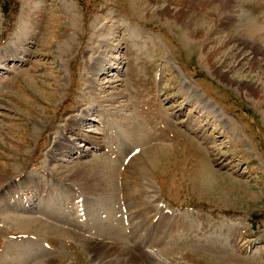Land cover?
<instances>
[{"label":"rangeland","instance_id":"1","mask_svg":"<svg viewBox=\"0 0 264 264\" xmlns=\"http://www.w3.org/2000/svg\"><path fill=\"white\" fill-rule=\"evenodd\" d=\"M173 2L0 0V264H264V57Z\"/></svg>","mask_w":264,"mask_h":264},{"label":"bare ground","instance_id":"2","mask_svg":"<svg viewBox=\"0 0 264 264\" xmlns=\"http://www.w3.org/2000/svg\"><path fill=\"white\" fill-rule=\"evenodd\" d=\"M174 2L172 3V4H182L181 6H182V8H180V9H183V8H187V2H189V5H192V6H194V8L195 9H193V10H187V11H185L184 13H183V15L180 13L181 11L180 10H178L177 11V14L176 15H178V16H183L184 17V19L188 16V17H190V19H192V16L190 15V12H195L196 10L198 11V12H200V19H198V21L197 20H195V22H194V24L191 26V28H190V31L192 32L193 31V33L195 32H198L199 31V29H201L202 27H205L206 25H207V22H209L211 19H212V13H213V11L216 9V8H220L221 7V14L218 16V19H217V21H218V24H219V26L221 27L220 29L222 30V32H224L223 33V35H225L226 34V32L227 31H232L233 30V22L234 23H236L235 22V20H236V13H235V10H234V6H232V4L229 2V1H226L225 0V2H219L218 0H173ZM216 5V6H215ZM166 11V10H165ZM168 12H170L169 10H167ZM166 13V12H165ZM170 16V15H169ZM171 16H173V15H171ZM210 16V17H209ZM174 17V16H173ZM196 17V16H195ZM198 17V16H197ZM199 18V17H198ZM176 19H178V18H176ZM211 22V21H210ZM217 30V29H216ZM220 30V31H221ZM219 33V32H218ZM235 33V32H234ZM228 34V33H227ZM222 35V37L224 38V40H226V44H228V47H227V50L228 51H230V53H229V55L230 56H232L233 58H236V60L237 61H241V65H243V66H250V68H253L254 69V67H256V66H258V62H260L259 61V58L257 59V56L259 57L260 56V60L262 59V56L264 57V55L262 54V51L261 50H257L258 52H257V55H254L253 54V56H246L247 55V53H244V51H243V49L239 46V45H237V43H236V38L233 36V38H231V36L229 35H225V36H223ZM226 38V39H225ZM241 38V37H240ZM242 44V43H241ZM230 46V47H229ZM254 46V45H253ZM243 47V46H242ZM255 47V46H254ZM258 47V46H257ZM256 49V48H255ZM218 50H220V49H218ZM220 53L222 54V52H218L217 50L213 53V55H212V57H208V53L205 55V57H204V59L206 60V63L208 64V65H210V67H212L213 69H214V71H215V73H216V75L217 76H219L220 78H222V80L224 79H227L228 78V76H227V71H225L224 72V69L228 66V64H227V61L229 60V59H231L230 57H227V58H225V60H223V62H221L220 63V65H217V67H216V64H212L211 63V60H212V62H213V59L215 60V58L216 57H218V55H220ZM233 60V59H232ZM263 62V61H262ZM212 65V66H211ZM258 69V68H257ZM261 98H262V100L264 99V95H262V96H260ZM264 101V100H263ZM95 112V111H94ZM91 114H93V112L91 113ZM90 114V115H91ZM78 122V121H77ZM125 123L126 124H123L124 126H126V128L127 129H129L130 128V132L132 133V135H133V132H132V129H131V126L133 125V123L131 122H129V118H126V120H125ZM122 124V123H121ZM78 124L77 123H75L74 124V126H77ZM94 144H98L99 146L101 145L100 144V141L98 140V139H93V141H92ZM59 146V145H58ZM63 147V146H62ZM65 149V148H64ZM88 174V173H87ZM86 178V177H85ZM89 178V177H88ZM100 187H102V185H100ZM152 192V191H151ZM180 215H183V213H180ZM179 216V215H178ZM180 224H182L181 222H180ZM171 225V227L174 229V225H173V223H171L170 224ZM167 226H168V224H167ZM165 227H166V225H165ZM221 237V236H220ZM116 239H118L119 240V238L118 237H115ZM115 238H113V237H110V240H108L107 241V245H109V246H112L113 245V247L114 246H116L117 245V248L118 247H121V245H120V242L117 240V241H115L116 239ZM115 241V242H114ZM105 248H107V247H105ZM122 248V247H121ZM111 249V248H110ZM114 249V248H113ZM125 251V250H124ZM117 253H118V251H117ZM120 254V253H119ZM111 255V254H110ZM125 258V257H124ZM36 259V258H35ZM113 259H115V257L113 258ZM117 259V258H116ZM115 259V260H116ZM119 259V258H118ZM21 260V259H20ZM103 260V259H102ZM101 260V261H102ZM109 261V260H108ZM118 261V260H117ZM120 261V260H119ZM111 263V262H110ZM120 263V262H119ZM108 264V263H107ZM111 264H114V263H111ZM116 264H118V263H116ZM125 264V263H124Z\"/></svg>","mask_w":264,"mask_h":264}]
</instances>
